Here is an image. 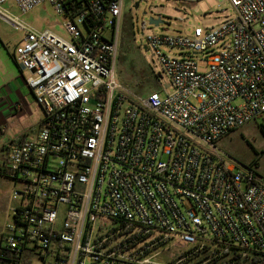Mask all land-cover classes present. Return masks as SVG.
I'll list each match as a JSON object with an SVG mask.
<instances>
[{"label":"built area","instance_id":"built-area-1","mask_svg":"<svg viewBox=\"0 0 264 264\" xmlns=\"http://www.w3.org/2000/svg\"><path fill=\"white\" fill-rule=\"evenodd\" d=\"M69 1L0 0L44 112L37 132L0 147V264H208L230 251L228 264H263L264 182L217 143L264 117V0H228L231 15L191 34L148 35L173 91L147 96L118 71L126 0H82L75 16ZM8 2L19 15L1 12ZM46 3L69 38L22 21ZM173 247L179 260H159Z\"/></svg>","mask_w":264,"mask_h":264},{"label":"rangeland","instance_id":"rangeland-1","mask_svg":"<svg viewBox=\"0 0 264 264\" xmlns=\"http://www.w3.org/2000/svg\"><path fill=\"white\" fill-rule=\"evenodd\" d=\"M1 12L9 14L11 17L20 14V11L13 2L4 4ZM232 13L233 8L228 0H126L124 12L125 25L123 24V29L127 28L133 31L128 52V62L129 64L132 63V66L140 68L139 70L143 72L142 74H151L157 79L155 84L146 85L141 92L137 93L147 96L157 89L161 95L173 91L168 87L169 79L163 73L158 60L152 58L151 52L145 48L146 37L148 35L156 33L159 30L170 34H191L196 27L208 28L216 26L221 19ZM150 18L162 19L163 23L159 26L151 25ZM64 20V16L57 14L54 7L48 3L22 17L24 23L38 30L50 29L65 38H69L62 25ZM23 37L24 33L22 31L17 30L11 23L0 17V74L3 76L8 69L11 72L7 76L9 81L11 77L14 78V73L18 76L23 73L27 74V72H24L20 68L19 64H15L10 60L11 55L14 54L16 47L21 43ZM168 52L173 56H182L181 51L178 49H172ZM193 57L196 60L202 58L195 55ZM200 66L202 71H205L206 68L203 61L200 62ZM122 67L119 61V75ZM19 89L20 93H25L26 88L22 90L19 87ZM30 99L33 100L32 97ZM35 107L37 108L36 104L28 110H23L24 112L22 113L19 110L15 112L14 117L8 122H0V145L8 143L18 134L19 128L20 130L31 128L34 123ZM263 123L264 117L256 119L232 131L229 135L218 141L217 146L229 162L235 163L241 168H253L264 182ZM5 127L9 129L7 132L3 131ZM30 133L32 134L33 132L31 131ZM4 160V156L0 153V231L7 220V208L11 193V182L4 176H1ZM216 247V245L212 246V248ZM185 251V249L170 248L159 260L163 262L166 260H179V257L184 255ZM205 255L207 254H202V256ZM194 262V260H191L186 264H193Z\"/></svg>","mask_w":264,"mask_h":264},{"label":"crops","instance_id":"crops-1","mask_svg":"<svg viewBox=\"0 0 264 264\" xmlns=\"http://www.w3.org/2000/svg\"><path fill=\"white\" fill-rule=\"evenodd\" d=\"M124 12H125V10H124ZM222 20L223 19H221L218 22V24ZM123 24H124V17H123L122 25H121V33H122V29H123ZM120 51H121V49H120ZM13 56H14V54L11 55L10 60H12L15 64H18L15 61ZM7 67H9V66L7 65ZM10 73L11 72H9L7 69L6 73L3 76L0 74V81H1V84H0V122H2V121L8 122L9 120H11L14 117L15 112H17V110L15 108L17 104H18V107L21 108L20 109L21 113L24 112L26 109L28 110L31 106H34L36 104L37 108L35 107V113L33 116L34 117V123L31 126V128H29L31 130H29V129L20 130V128H19L18 134H16L14 137L19 136V135L24 134V133H30L31 131L33 133H35L39 130V125H40V122H41V120L43 118V114H44L43 109H42V107H40L36 103L33 94L31 93L30 89L26 85L25 80H24L25 74L23 73V74H21L22 76L21 75L18 76L16 73H14V75H15L14 78L11 77V79L9 81L8 80L9 78L7 76ZM19 87L22 90L26 88L25 93L24 92L20 93ZM31 97L33 98V100L30 99ZM5 128H3V130ZM1 146L2 145H0V147ZM1 176H3L2 173H1Z\"/></svg>","mask_w":264,"mask_h":264},{"label":"trees","instance_id":"trees-1","mask_svg":"<svg viewBox=\"0 0 264 264\" xmlns=\"http://www.w3.org/2000/svg\"><path fill=\"white\" fill-rule=\"evenodd\" d=\"M68 5L71 9L72 16L77 15L80 11L85 9L84 1L82 0H74V2L69 1ZM132 32L133 31H131V29H127V28L125 30L123 29V39L121 44V55H120V65L123 67L122 69H120V77L122 81L124 83L129 84L132 87V89H134V91L141 92L144 86L155 84L157 82V79L151 74H142L143 72L139 70L140 68L138 67L136 68L132 66V63L129 64L128 52L132 41L131 40ZM156 91H158V89ZM262 130L264 132V123L262 124ZM1 173L5 174L4 169H1ZM236 257H237V253L234 251H230V252H226L222 257H219L209 262L208 264H228ZM208 258L209 255L199 259L197 263L206 261ZM256 261H257V257L251 259L247 263L238 262L236 264H253Z\"/></svg>","mask_w":264,"mask_h":264},{"label":"water","instance_id":"water-1","mask_svg":"<svg viewBox=\"0 0 264 264\" xmlns=\"http://www.w3.org/2000/svg\"><path fill=\"white\" fill-rule=\"evenodd\" d=\"M163 23V20L162 19H154V18H150V24L151 25H154V26H159L160 24ZM21 69L23 70V67L20 66ZM33 72H35V70H33Z\"/></svg>","mask_w":264,"mask_h":264}]
</instances>
